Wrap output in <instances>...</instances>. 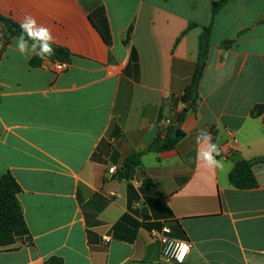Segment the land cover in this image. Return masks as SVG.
Wrapping results in <instances>:
<instances>
[{"label": "crops", "instance_id": "obj_1", "mask_svg": "<svg viewBox=\"0 0 264 264\" xmlns=\"http://www.w3.org/2000/svg\"><path fill=\"white\" fill-rule=\"evenodd\" d=\"M217 1L0 0L1 16L35 17L71 54L57 73L56 61L22 56L0 24V177L20 186L27 227L0 248V264H174L152 234L163 228L190 243L183 264H264V0H229L212 17ZM98 6L110 45L89 20ZM181 115L174 149L144 153L132 179L114 177L161 120ZM202 129L222 150L220 169L198 164ZM256 158V186L233 187L234 162Z\"/></svg>", "mask_w": 264, "mask_h": 264}, {"label": "trees", "instance_id": "obj_2", "mask_svg": "<svg viewBox=\"0 0 264 264\" xmlns=\"http://www.w3.org/2000/svg\"><path fill=\"white\" fill-rule=\"evenodd\" d=\"M229 0H218L211 7L212 17L228 2ZM89 20L94 28L99 32L106 44H111V32L103 6H98L89 14ZM0 24L4 29L6 38L20 35V26L18 23L9 18L0 15ZM210 27H206L199 37L198 56L196 68L191 78L188 91L195 93L200 82L202 72L205 67L206 57L209 49ZM54 54L49 58L52 61L69 63L71 60L70 52L63 47L52 45ZM38 62V58L31 63ZM188 99V98H187ZM183 119L181 115L178 121L167 128L165 134L158 133L154 139L142 151L128 156L119 168H116L114 177L120 179H132L140 165V157L146 152H163L175 148L178 141L183 137L180 129V123ZM262 158L253 160L240 159L234 162L228 173L229 183L237 189H251L256 186V178L253 173V167L256 163L261 162ZM20 192V186L10 173H4L0 177V248L12 246L16 238L20 235L27 236V227L24 215L17 195ZM29 245V241L25 243ZM45 264H64L59 257H50Z\"/></svg>", "mask_w": 264, "mask_h": 264}, {"label": "clouds", "instance_id": "obj_3", "mask_svg": "<svg viewBox=\"0 0 264 264\" xmlns=\"http://www.w3.org/2000/svg\"><path fill=\"white\" fill-rule=\"evenodd\" d=\"M20 35L15 39L17 51L22 56L35 55L46 58L54 54L52 44L55 42L51 30L42 24H38L35 17L26 15L20 22ZM212 134L207 130H201L196 136L197 161L204 168L215 170L223 167L221 160L216 157L221 155L220 147L212 143ZM165 231H170L165 229ZM190 245L187 242H179L173 249L171 255L175 257L178 264H183L186 256L190 252ZM166 254L168 250H165Z\"/></svg>", "mask_w": 264, "mask_h": 264}, {"label": "built area", "instance_id": "obj_4", "mask_svg": "<svg viewBox=\"0 0 264 264\" xmlns=\"http://www.w3.org/2000/svg\"><path fill=\"white\" fill-rule=\"evenodd\" d=\"M66 68H67V63H62V62H58V61H56L54 63V71L57 73L63 72ZM172 125H174V123H172L170 119L166 118V119L161 120L160 133L165 134L167 128L172 126ZM236 146H237V141L235 139H230L228 141V144H227L226 154H230L233 151H235ZM115 170H116L115 167L111 168V172H115ZM165 229H167V228H163L161 232L152 231V234L159 240V242L161 244L162 256L164 258L170 260L174 264H178L175 257L173 255H171V252L173 251V249L176 248V245L179 242H187L189 245H190V243L188 241H185V240H178V239H174V238L168 236L167 234L169 231H165ZM105 241H108V239H106ZM166 249L168 250L167 254L165 252Z\"/></svg>", "mask_w": 264, "mask_h": 264}]
</instances>
